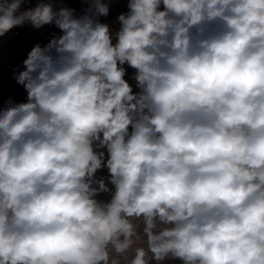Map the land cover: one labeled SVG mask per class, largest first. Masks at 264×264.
Returning a JSON list of instances; mask_svg holds the SVG:
<instances>
[{
    "label": "clouds",
    "instance_id": "1",
    "mask_svg": "<svg viewBox=\"0 0 264 264\" xmlns=\"http://www.w3.org/2000/svg\"><path fill=\"white\" fill-rule=\"evenodd\" d=\"M85 2L0 0V264H264V0Z\"/></svg>",
    "mask_w": 264,
    "mask_h": 264
},
{
    "label": "rangeland",
    "instance_id": "2",
    "mask_svg": "<svg viewBox=\"0 0 264 264\" xmlns=\"http://www.w3.org/2000/svg\"><path fill=\"white\" fill-rule=\"evenodd\" d=\"M39 0H30V5L34 6ZM43 2L52 3L55 10L61 7H68L76 10V15H82L87 7L85 0H43ZM110 4V11L107 17H100L101 23L108 24L113 30L119 28L117 21L121 13L128 11V0H105ZM29 6L28 4L25 7ZM61 30L55 27L54 24L45 25L39 29L32 27L30 24L18 26L5 35L0 36V106L12 98L16 102H25L26 91L22 85L17 84L14 79V72L23 70V61L27 58L30 50L40 44L42 47L46 45L54 36L61 35ZM126 69L125 79L133 85L135 82L131 79L135 70L124 65ZM107 170H101L97 173V178L107 176ZM109 188L113 186L108 185ZM96 199L106 201L110 199L109 193H100Z\"/></svg>",
    "mask_w": 264,
    "mask_h": 264
}]
</instances>
